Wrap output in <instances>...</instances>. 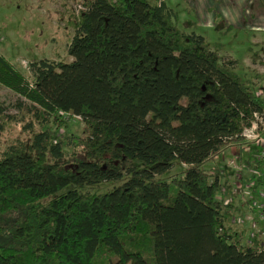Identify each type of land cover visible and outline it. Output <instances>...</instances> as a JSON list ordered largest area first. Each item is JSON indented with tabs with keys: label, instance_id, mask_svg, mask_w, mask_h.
<instances>
[{
	"label": "trees",
	"instance_id": "16d2710c",
	"mask_svg": "<svg viewBox=\"0 0 264 264\" xmlns=\"http://www.w3.org/2000/svg\"><path fill=\"white\" fill-rule=\"evenodd\" d=\"M83 8L72 61L25 75L0 56L19 115L0 104V132L31 136L0 143V264H264V236L224 228L223 174L204 169L243 143L264 98L162 0ZM76 117L83 135L60 134ZM76 146L85 159L70 166ZM175 163L181 176L158 178Z\"/></svg>",
	"mask_w": 264,
	"mask_h": 264
},
{
	"label": "rangeland",
	"instance_id": "374dc122",
	"mask_svg": "<svg viewBox=\"0 0 264 264\" xmlns=\"http://www.w3.org/2000/svg\"><path fill=\"white\" fill-rule=\"evenodd\" d=\"M85 1L0 0V56L25 75L29 74L28 64L33 61L42 59L72 61L67 53L68 43L74 34L70 22L72 19L73 22L78 19L80 8H83ZM162 1L175 14L173 22L177 29L186 34L195 33L202 36L211 49L219 50L218 54L224 60L234 61L235 72L243 82L264 85V31L248 29L247 22L250 20L242 16V10L238 14L235 9L229 7L226 13L218 5V0H215L212 11L204 10L197 0ZM191 5L194 7L191 8ZM205 5L208 6L207 3ZM215 15L216 18L210 21V17ZM249 61L254 63L250 67ZM17 98L13 92L0 85V104L7 107L10 114L19 116L18 111L10 106ZM82 129L83 123L75 118L69 122L67 129H60L59 133L80 137L83 135ZM15 139L29 142L31 136L21 133L20 124L5 125L4 130L0 132L1 145L4 147ZM233 148L235 152H232ZM73 150L66 151L65 161L70 166L76 159H85V151L80 146H76ZM257 152L255 145L248 146L241 142L225 147L204 166V169L210 173L218 171L223 173L224 180L221 184L225 192L219 194L217 200L225 204L233 200V205L239 207L238 212L225 213L224 228L231 231L243 229L245 243H248L256 232L264 234V222L259 220L257 215L258 206L264 200V190L259 188L248 196L250 192L248 189L236 188L237 183L245 181L241 176L245 179L249 176L245 169L246 157ZM232 160L240 170L229 165ZM185 167L175 163L166 174L158 178L167 181L172 177L181 176ZM111 189L112 185L109 184L100 185L98 188L99 192H107ZM250 196H254L255 199L250 200ZM239 199L241 202L238 201ZM247 218L254 219V222H248ZM238 219L242 221L241 224L236 222Z\"/></svg>",
	"mask_w": 264,
	"mask_h": 264
},
{
	"label": "built area",
	"instance_id": "2783aa9c",
	"mask_svg": "<svg viewBox=\"0 0 264 264\" xmlns=\"http://www.w3.org/2000/svg\"><path fill=\"white\" fill-rule=\"evenodd\" d=\"M80 9L81 11L84 10V8ZM257 95L260 97L259 93H257ZM242 137L244 139V144L248 146L255 145L258 151L256 154L246 157L245 162L248 166L246 165L247 167L245 169L249 173V176L246 179L241 176V178L245 181H241L242 183L236 184L237 189H248L250 191L248 193L249 196L251 192H255L259 188L264 190V113H255L253 115V120L250 126L244 129V131L242 132ZM232 150V152H235V148H233ZM229 165L233 168H236L237 170H240L236 162L233 160L229 163ZM221 192L224 193L225 189L222 188ZM254 199V196H250V200ZM257 215L259 220L264 222V200L263 203L258 206ZM247 220L248 222H254V219L252 218H247ZM236 222L239 224L242 223V221H240L239 219L236 220Z\"/></svg>",
	"mask_w": 264,
	"mask_h": 264
},
{
	"label": "crops",
	"instance_id": "0c3cea01",
	"mask_svg": "<svg viewBox=\"0 0 264 264\" xmlns=\"http://www.w3.org/2000/svg\"><path fill=\"white\" fill-rule=\"evenodd\" d=\"M221 1H223V2L221 3L218 0V5L220 7H222V9L226 13H227L229 7L232 9H235L238 12V14L240 13L241 10L243 11L242 16H244V18L250 20L249 22H247L248 29H250V30L260 29L261 31H264V0H221ZM214 2H215V0H197V3L201 4V7L204 10H209V11H212V6H213ZM197 3L195 4V6L197 5ZM205 3H207L208 6H206ZM193 7H194V5H191V8H193ZM209 15L211 16V14H209ZM220 15L222 16V14H220ZM216 16L217 15H215L214 17H210V21H212V19L216 18ZM259 56L262 57V55H259ZM251 64H254V63L252 61H249L248 66L250 67ZM252 84L255 86L256 92L260 94V97L264 98V85H262V83L255 84V82H253ZM240 200L241 199H239L238 201L241 202ZM233 203H234L233 200H231V202H229V204H231L233 206V208L230 209L229 212H231V211L238 212L239 207H236L235 205H233ZM236 232H243V229H240L239 231H236ZM257 233L264 236V234H262L260 232H256V234Z\"/></svg>",
	"mask_w": 264,
	"mask_h": 264
}]
</instances>
